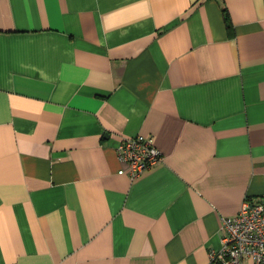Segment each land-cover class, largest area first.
Here are the masks:
<instances>
[{
  "label": "crops",
  "instance_id": "0c3cea01",
  "mask_svg": "<svg viewBox=\"0 0 264 264\" xmlns=\"http://www.w3.org/2000/svg\"><path fill=\"white\" fill-rule=\"evenodd\" d=\"M139 135L164 162L132 180ZM247 199L264 0H0V264H212Z\"/></svg>",
  "mask_w": 264,
  "mask_h": 264
},
{
  "label": "built area",
  "instance_id": "2783aa9c",
  "mask_svg": "<svg viewBox=\"0 0 264 264\" xmlns=\"http://www.w3.org/2000/svg\"><path fill=\"white\" fill-rule=\"evenodd\" d=\"M117 157L123 164L119 174L132 180L164 162L154 139L141 135L124 139L117 147ZM221 230L224 245L210 253L212 264H244L248 259L264 264V199L245 200L237 216L222 218Z\"/></svg>",
  "mask_w": 264,
  "mask_h": 264
},
{
  "label": "trees",
  "instance_id": "16d2710c",
  "mask_svg": "<svg viewBox=\"0 0 264 264\" xmlns=\"http://www.w3.org/2000/svg\"><path fill=\"white\" fill-rule=\"evenodd\" d=\"M224 12H226V9H224ZM225 20H226V25L228 29H231V23H230V20L227 14L225 15Z\"/></svg>",
  "mask_w": 264,
  "mask_h": 264
}]
</instances>
